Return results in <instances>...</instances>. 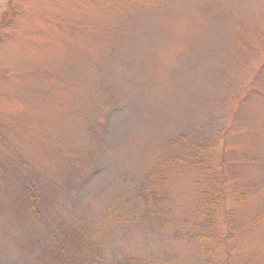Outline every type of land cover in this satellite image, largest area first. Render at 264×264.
I'll list each match as a JSON object with an SVG mask.
<instances>
[{"label":"rangeland","instance_id":"rangeland-1","mask_svg":"<svg viewBox=\"0 0 264 264\" xmlns=\"http://www.w3.org/2000/svg\"><path fill=\"white\" fill-rule=\"evenodd\" d=\"M77 226L103 264H264V0H0V264Z\"/></svg>","mask_w":264,"mask_h":264},{"label":"trees","instance_id":"trees-1","mask_svg":"<svg viewBox=\"0 0 264 264\" xmlns=\"http://www.w3.org/2000/svg\"><path fill=\"white\" fill-rule=\"evenodd\" d=\"M216 146L217 145L215 143L210 147L211 152L216 151ZM201 148L202 147L200 146L196 147V155L189 156V162L192 160L194 162L193 164L199 167L203 166V163L199 160V158H201L199 156ZM192 157H194V159H192ZM176 161L178 163L187 162L186 160L180 158H178ZM156 189L157 186H155V188L148 194L152 200L155 199L158 203L160 200V195L157 193ZM205 197L208 200L207 203L210 208H213L212 210H215L219 207L221 197L218 196L217 198L216 196L210 198L208 195H205ZM60 235L61 236L58 238L51 236L52 247L50 249V255L47 256L51 257V260H47L48 264H103L98 254L99 248L93 244V239L87 235L81 226H77L76 228L74 227L70 230L62 228ZM93 252H95L93 255H89ZM74 258L76 259L75 261Z\"/></svg>","mask_w":264,"mask_h":264}]
</instances>
